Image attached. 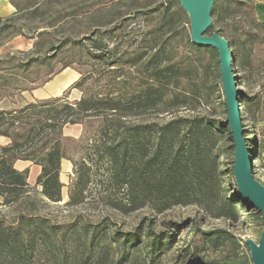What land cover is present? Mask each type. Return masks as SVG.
I'll return each mask as SVG.
<instances>
[{
  "label": "trees",
  "instance_id": "1",
  "mask_svg": "<svg viewBox=\"0 0 264 264\" xmlns=\"http://www.w3.org/2000/svg\"><path fill=\"white\" fill-rule=\"evenodd\" d=\"M116 1L85 0L69 14L45 22L43 30L34 31L37 39L31 49L34 55L29 58L32 66L39 70L56 56L59 68L49 67L41 83H36L35 79L27 81L32 84L29 88L43 85L65 68L76 70L80 77L60 96L0 109V136L10 140L0 147V204L29 209L32 193L27 182L28 169H16L17 160L39 166L34 180V187H39L38 194L49 202H60L64 186L60 179L63 159L70 161L75 175L68 190V204H80L87 196L94 158L107 172L104 179L107 184L123 195L112 198L103 194L101 198L125 212L142 207L162 211L173 206L196 205L217 218L232 222H237L246 211L249 215L258 214L235 184L224 182L226 171L232 172V167L225 170L221 166L233 156L229 127L221 119L225 110L219 112L217 103L209 115L179 113L181 109L196 111L202 104L201 79L211 83L217 92L215 86L220 75L216 50L191 41L189 19L179 0H130L126 12H119L109 23L88 22L100 5ZM8 2L14 12L0 17V34L24 15L44 19L50 5L61 0L35 3L29 0L23 5L14 0ZM77 18L87 25L75 26L80 21ZM63 20L72 23L70 29L64 30L63 37L55 42L52 36L50 39L42 37L52 35L47 29L55 31ZM135 22L140 24L136 26ZM206 31L219 34L229 43L232 67L250 63L246 52L259 48L264 51V23L256 17L253 0H213L211 23ZM21 32V28L14 26L11 36L21 35ZM53 51L56 53L51 55ZM83 58L93 66L86 78L74 67L84 62ZM29 64L16 63L15 68L24 72ZM107 77L122 87L117 92L96 90ZM15 80L18 82V78ZM2 82L0 84H8L5 79ZM76 87L81 91L80 97L68 99L69 90ZM238 100L240 106L245 107L241 93ZM160 115L171 116L160 121L152 117ZM90 119L98 120L91 152L84 153L79 162L70 155H63V128L79 124L83 127L79 140H88L85 128ZM250 135L251 138H246L243 128V137L252 153L248 143L258 145L255 133ZM254 162L260 165L256 156ZM254 178L264 186L260 176L254 175ZM24 210L13 223L0 220V264H34L50 242L51 227L39 216L28 215ZM175 226L178 229L180 225ZM200 233L202 241L192 245L194 252L186 264H239L240 248L245 247L249 252L246 243L229 231L215 229ZM145 237L149 239L145 254L140 258L134 255L133 261H129L125 245L132 247L140 241L137 233H127L121 241L122 252L113 264H150L159 248L175 240L172 231L156 235L149 226ZM112 239L119 242L120 237L116 234ZM226 247L235 255L221 256ZM210 249L220 256L207 257ZM106 254L103 252L95 261L85 258L78 264H110L104 261Z\"/></svg>",
  "mask_w": 264,
  "mask_h": 264
},
{
  "label": "rangeland",
  "instance_id": "2",
  "mask_svg": "<svg viewBox=\"0 0 264 264\" xmlns=\"http://www.w3.org/2000/svg\"><path fill=\"white\" fill-rule=\"evenodd\" d=\"M14 1L23 5L29 0ZM31 1L35 3L41 0ZM129 1L118 0L114 3L108 2L100 5L88 22L93 24L109 23V19H114L115 15H118L119 12H126ZM83 2L85 0H61L60 3H53L50 5L48 12H46L44 19L41 20L39 18L30 19L29 15H24L25 12L21 13L24 16L21 19H17L10 26L11 28L9 30L0 34V73L3 77L0 83H3L2 80L4 79L8 83L7 85L0 84V108H6V106L11 104L15 106L16 100L20 102L21 92L32 90L29 88L32 84L27 81L35 79L36 83H41L45 79V72L49 67H53L54 70L59 68V64L56 61L57 58H55L56 56L48 60V66L44 64L39 70H37V67L32 66L33 64L32 62L30 63L29 58L32 54L34 55L31 49L34 41L37 39L34 36V31L43 30L45 22L54 19L56 16L69 14L72 9L79 7ZM7 3L10 4L8 0H0V17L2 18L11 14L4 11V6ZM253 4L256 17L264 23V0H253ZM71 5H74V7L71 8ZM77 19L80 20V18ZM61 23L55 27V31L47 29L52 35L48 34L42 37L50 39L52 36V38L54 37L52 39L53 42L63 37L65 35L64 30L70 29L72 23H64V20ZM75 24L78 27L87 25L85 21L83 22L81 20ZM139 24V22H135L136 26ZM13 25L21 28V35L11 36V31L14 29ZM206 34L209 33L207 32ZM123 45L126 47V39L123 40ZM41 53L43 54V51ZM54 53L56 52L53 51L50 54L54 55ZM245 54L249 57L250 63H246L243 67L234 66L232 68L238 77L236 83H240L237 85V89L246 101L245 107L239 106L240 112L242 113V125L247 134L246 138H251L250 133L254 132L258 145L254 146L252 142L248 143V146L251 148L250 151L252 152L250 153L252 154L251 156H256L260 160L259 166H257V162L253 163L252 173L255 176H260L264 181V51L259 48L257 50L253 49L251 53L248 51ZM81 61L84 62L74 67L79 69L81 76L86 78L87 71L91 70L93 66H91V62L84 58ZM20 62L30 63L24 72L15 68V64ZM63 70L65 71L59 75L56 74L57 76L51 80L52 82L49 84L50 88L58 90L61 86L67 84L69 80H72L74 76L75 80L80 77V73L72 68H65ZM124 77L126 78V75ZM16 78H18V82H16ZM199 82L200 92L203 97L202 104L197 107L196 111L181 109L179 113L185 115H193L195 113L209 115L217 103H219V107L216 109L219 112L221 110L223 111V109L225 110L219 77L215 86L217 92H215L213 85L205 79H201ZM72 83L64 89L68 88ZM120 87L122 85L115 84L111 77H107L105 80H101L99 86L95 89H100L102 92H117ZM75 89L80 96L81 91L77 87ZM72 90H69L68 99H70V92ZM221 115V119L224 120L225 112ZM169 116L160 115L152 117L160 121ZM213 117L220 118V116ZM97 125V119H90L86 122L85 130L88 132V140H79V135L75 144L67 150V156L70 155L74 161L79 162L84 153L91 152L90 145L94 141ZM79 126L81 127L82 133L83 127L81 125ZM77 143L80 144V147L75 148ZM74 148L76 149L75 151H73ZM92 159L93 162L91 163L93 164L90 182L86 191L87 196L80 204H68V190L70 184L74 181L75 175L72 169L66 170L64 168L60 173V179L64 184L62 187V200L60 202L52 203L42 198L38 194L39 187H34L35 171H28L29 178L27 182L29 187H31L32 193L28 203L29 209L24 210L22 207H4L0 204V220H3L5 223H13L17 219L18 214L24 210L28 215L39 216L51 227L50 242L43 249V252L38 254V258L33 261L34 264H78L85 258H90L95 261L103 252H107V257L104 258V261L113 264L114 259L122 252V239L127 237V233H137V238L140 242H137L132 247L129 245H125L124 247L125 252L126 250L129 251V261H133L135 256L140 258L145 254V245L149 241L145 237L147 226L156 235L170 230L175 236L172 244L158 249L156 254H154L153 262L150 264H186V260L190 259L194 252L192 245L199 244L202 241V234L200 233L202 231L222 229L229 231L236 239H240L243 242L246 240L258 241L263 225V216L260 211L258 214L254 213L253 215L247 214L248 212L246 211L237 222H232L225 218H217L196 205L173 206L162 211H157L150 207H142L134 211L126 212L114 207L110 202L101 198V196L106 194L112 198H122V191H118L117 193L113 191L114 188L109 186L104 180L107 172L103 171L100 163H95L94 158ZM232 159L233 156L228 157V159L224 160L221 167L225 170L231 169L233 165L231 163ZM86 162L90 163L88 160ZM226 172L228 173L227 177L225 176L224 178V182L229 183V185H234L235 180L232 172ZM176 224L180 225L178 229L175 226ZM116 234L120 237L119 242H114L112 239L115 238ZM240 249L239 253H237L239 264H253L247 248L241 247ZM231 250L230 247L224 248L221 256L225 257L228 254L235 255L233 251L230 252ZM206 254L209 258L220 256L217 252L211 251V249ZM199 255L201 256L203 254L200 253Z\"/></svg>",
  "mask_w": 264,
  "mask_h": 264
},
{
  "label": "water",
  "instance_id": "3",
  "mask_svg": "<svg viewBox=\"0 0 264 264\" xmlns=\"http://www.w3.org/2000/svg\"><path fill=\"white\" fill-rule=\"evenodd\" d=\"M189 19V37L200 47H212L217 52L220 84L225 104L224 121L228 124L233 144L232 175L237 191L249 204L262 212L263 225L257 242L246 240L249 257L253 264H264V186L257 182L252 173L253 157L243 137L237 75L232 68L229 43L219 34H206L211 23L213 0H179ZM231 57V58H230ZM234 74V75H233ZM239 103V104H238Z\"/></svg>",
  "mask_w": 264,
  "mask_h": 264
},
{
  "label": "crops",
  "instance_id": "4",
  "mask_svg": "<svg viewBox=\"0 0 264 264\" xmlns=\"http://www.w3.org/2000/svg\"><path fill=\"white\" fill-rule=\"evenodd\" d=\"M4 11L6 13H13V7L12 5L5 4L4 6ZM65 70L60 71L57 75H59L60 73L64 72ZM57 75H55L53 78H51L48 82L44 83L41 87H37L36 89H32L31 91H23L21 92L22 95L20 97V102L18 100H16V105L14 106V104H11L9 106H6V108H0V109H10V108H15V107H20L25 105L28 102H33L35 99H44V98H48V97H53V96H58L61 94V92L63 91V89L69 85L70 83H72L73 80H75V76L72 78V80H69L67 82V84L61 86L58 90H54L53 88H50L49 84L52 82L51 80L54 79ZM74 82V81H73ZM80 96L77 93V90L73 88V90L70 92V100H75L78 99ZM81 133V127L79 126V124H73V125H67L63 128V136L61 138V150H62V154L67 156V150H69L76 142V139L78 138V136ZM10 142V140L4 136H0V147L1 146H5ZM66 146V147H65ZM14 167L18 170H23L25 168L28 169V171H35V177L36 175L39 173L40 171V167L37 165L32 164L29 161H23V160H17L14 164ZM72 169V165L70 163V161H68L67 159H63L61 161V171L62 169ZM29 174V173H28ZM29 178V176H28ZM27 178V180H28Z\"/></svg>",
  "mask_w": 264,
  "mask_h": 264
}]
</instances>
